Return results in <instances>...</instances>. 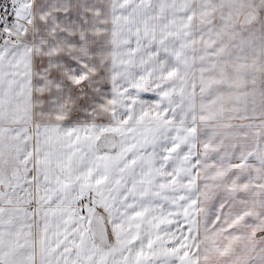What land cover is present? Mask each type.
Listing matches in <instances>:
<instances>
[{
  "label": "snow or ice",
  "instance_id": "6c2138e0",
  "mask_svg": "<svg viewBox=\"0 0 264 264\" xmlns=\"http://www.w3.org/2000/svg\"><path fill=\"white\" fill-rule=\"evenodd\" d=\"M0 264H264V0H0Z\"/></svg>",
  "mask_w": 264,
  "mask_h": 264
}]
</instances>
